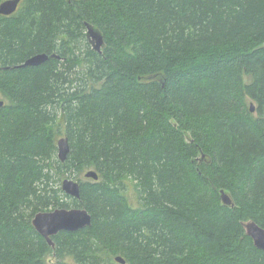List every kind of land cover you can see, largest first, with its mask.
<instances>
[{
	"label": "trees",
	"instance_id": "obj_1",
	"mask_svg": "<svg viewBox=\"0 0 264 264\" xmlns=\"http://www.w3.org/2000/svg\"><path fill=\"white\" fill-rule=\"evenodd\" d=\"M1 97L0 264H264L243 226L264 227V0H21ZM61 207L92 224L52 246L32 220Z\"/></svg>",
	"mask_w": 264,
	"mask_h": 264
},
{
	"label": "water",
	"instance_id": "obj_2",
	"mask_svg": "<svg viewBox=\"0 0 264 264\" xmlns=\"http://www.w3.org/2000/svg\"><path fill=\"white\" fill-rule=\"evenodd\" d=\"M20 3L21 0L3 1L0 4V14L7 16L14 14L17 11ZM86 26V35L93 49L98 52H102V49L105 46L104 33L92 23L87 22ZM51 57L58 58L59 55L55 53L49 55L45 52L38 53L28 58L20 66H38L44 64ZM3 104L4 100H0V107ZM58 148V157L62 162H65L68 159L71 151L67 136L59 138ZM84 176L94 180L99 179L98 172L93 169L86 171ZM62 189L64 192L73 196L74 198H80L81 184L78 180L64 178L62 180ZM221 197L224 204H233L232 198L225 190H221ZM32 223L35 229L49 242V244L55 246L53 236L57 235L60 231L72 232L90 226L92 224V215L86 208L83 207H61L36 213ZM243 226L246 234L253 240L255 247L264 251V227L260 226L256 221L253 220L243 222ZM116 261L123 264L125 263V260L122 256H117Z\"/></svg>",
	"mask_w": 264,
	"mask_h": 264
},
{
	"label": "rangeland",
	"instance_id": "obj_3",
	"mask_svg": "<svg viewBox=\"0 0 264 264\" xmlns=\"http://www.w3.org/2000/svg\"><path fill=\"white\" fill-rule=\"evenodd\" d=\"M0 100H3V98L1 97ZM249 105L251 106V111L252 112H255V110H256L255 105L256 104L253 101H249ZM64 136H65V134L64 133H61V135H59V138L64 137ZM64 177L65 178H71V179H74V180H79V181H80V179H85L84 174H82V175H75V174L69 175V174H65ZM131 193H132V191H131Z\"/></svg>",
	"mask_w": 264,
	"mask_h": 264
}]
</instances>
